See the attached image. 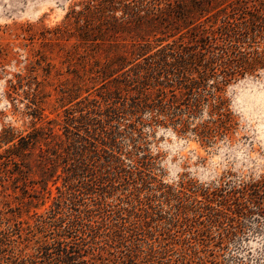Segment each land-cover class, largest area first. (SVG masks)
<instances>
[{
	"label": "trees",
	"instance_id": "1",
	"mask_svg": "<svg viewBox=\"0 0 264 264\" xmlns=\"http://www.w3.org/2000/svg\"><path fill=\"white\" fill-rule=\"evenodd\" d=\"M234 3L81 0L70 8L57 30L69 33L72 26L80 42L105 53L89 77L100 85L94 95L65 108L60 121L44 120L42 100L34 93L27 105L32 129L24 135L6 130L11 159L31 162L41 181L60 185L47 215H38L36 229L44 234L31 252L20 223L0 231V264H151L156 251L125 244L127 235L142 236L151 219L133 192L153 179L146 173L151 156L145 128L164 125L184 133L190 118L206 112L208 118L191 131L208 138L230 118L223 86L264 64V47L258 49L264 42V0L236 8ZM79 89L62 90L61 100L78 98L73 92ZM120 185L131 190L119 198L125 205L114 221L98 215L109 211L105 198ZM257 186L246 183L233 191L239 193L240 212L259 204ZM98 237L125 249L107 258L95 252ZM161 241L164 256L168 242Z\"/></svg>",
	"mask_w": 264,
	"mask_h": 264
},
{
	"label": "rangeland",
	"instance_id": "2",
	"mask_svg": "<svg viewBox=\"0 0 264 264\" xmlns=\"http://www.w3.org/2000/svg\"><path fill=\"white\" fill-rule=\"evenodd\" d=\"M80 1L0 0V231L20 223L29 239L27 252L36 239H43L44 233L36 229L38 215H47L60 182L41 181L31 162L15 163L12 142L5 138L9 128L15 135L32 129L27 105L34 93L42 100L44 120L60 121L65 108L97 92L99 80L89 77L94 76L95 60L102 62L105 53L80 42L72 26L69 33L57 30ZM233 2L236 8L263 0ZM263 47L261 41L258 49ZM77 85L80 89L73 94L78 98L61 100L62 90ZM221 94L230 118L206 139L191 131L208 118L206 112L190 118L184 133L164 125L145 128L151 156L146 173L153 179L133 192L151 219L142 236L127 235L125 244L138 242L144 252L149 247L156 251L151 264H264V64L236 75ZM246 183H258L259 204L250 203L240 212L239 193L233 191ZM129 190L125 185L110 190L105 200L111 208L98 215L114 221L116 210L125 205L119 198ZM168 192L178 196L163 195ZM162 239L168 242L164 256L159 252ZM95 246V252L110 259L125 249L104 237Z\"/></svg>",
	"mask_w": 264,
	"mask_h": 264
}]
</instances>
